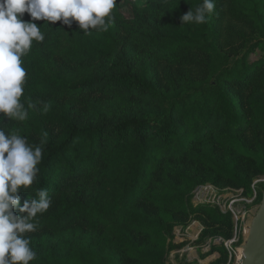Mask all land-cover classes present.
Segmentation results:
<instances>
[{
    "label": "trees",
    "instance_id": "trees-1",
    "mask_svg": "<svg viewBox=\"0 0 264 264\" xmlns=\"http://www.w3.org/2000/svg\"><path fill=\"white\" fill-rule=\"evenodd\" d=\"M124 1L134 17L117 0L107 32L36 21L45 41L23 58L21 97L35 107L5 125L43 142L37 180L20 194L43 188L53 201L28 234L30 264H167L181 217L233 227L215 206L188 210L197 185L249 189L264 173V58L249 61L263 45L264 0H216L204 24L181 21L202 0ZM105 101L122 106L119 118H102ZM70 231L55 246L39 238Z\"/></svg>",
    "mask_w": 264,
    "mask_h": 264
},
{
    "label": "clouds",
    "instance_id": "clouds-1",
    "mask_svg": "<svg viewBox=\"0 0 264 264\" xmlns=\"http://www.w3.org/2000/svg\"><path fill=\"white\" fill-rule=\"evenodd\" d=\"M117 0H0V264H30L37 259L29 233L37 230L38 214L52 205L47 189H38L36 198L21 203V193L33 185L43 157V142L29 143L27 136L8 132L11 121L24 122L33 103L22 102L27 71L23 58L33 42L42 43L45 35L36 21L61 22L76 26L85 35L107 32L115 23ZM216 0H202L195 11L182 15V24H204L214 13ZM29 16L24 19V14ZM44 23V24H45ZM51 105L43 103V112Z\"/></svg>",
    "mask_w": 264,
    "mask_h": 264
},
{
    "label": "rangeland",
    "instance_id": "rangeland-1",
    "mask_svg": "<svg viewBox=\"0 0 264 264\" xmlns=\"http://www.w3.org/2000/svg\"><path fill=\"white\" fill-rule=\"evenodd\" d=\"M121 2V12L127 19L134 17L133 10L124 0ZM138 6L147 7L153 0H136ZM262 46L250 56L249 61L254 62L264 58V38ZM125 45H121L123 48ZM167 67L160 64L158 72L163 79V72ZM174 74L177 69L173 70ZM100 94L93 95L96 99ZM102 118L106 121H113L120 117L122 106L109 101L104 102ZM264 193V173L253 176L249 189L237 188L227 184L215 186L212 183L197 185L187 202L188 210L198 206H215L222 214H229L232 228L221 227L218 233L217 227H206L199 220V216L191 213L188 219L180 218L175 223L172 236L168 243L173 245L168 250L165 262L167 264H239L242 258V246L245 244L250 226L258 208L261 205ZM249 228V229H248ZM246 231V232H245ZM88 233V232H85ZM85 233H79L75 239ZM229 234V236H227ZM76 235V231H70L67 235L54 238L51 235L39 237L50 246L62 243L68 237ZM228 253L227 261H224L223 254Z\"/></svg>",
    "mask_w": 264,
    "mask_h": 264
},
{
    "label": "water",
    "instance_id": "water-1",
    "mask_svg": "<svg viewBox=\"0 0 264 264\" xmlns=\"http://www.w3.org/2000/svg\"><path fill=\"white\" fill-rule=\"evenodd\" d=\"M242 250L239 264H264V193Z\"/></svg>",
    "mask_w": 264,
    "mask_h": 264
},
{
    "label": "bare ground",
    "instance_id": "bare-ground-1",
    "mask_svg": "<svg viewBox=\"0 0 264 264\" xmlns=\"http://www.w3.org/2000/svg\"><path fill=\"white\" fill-rule=\"evenodd\" d=\"M249 229V228H248ZM246 232V231H245Z\"/></svg>",
    "mask_w": 264,
    "mask_h": 264
}]
</instances>
